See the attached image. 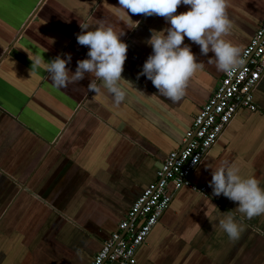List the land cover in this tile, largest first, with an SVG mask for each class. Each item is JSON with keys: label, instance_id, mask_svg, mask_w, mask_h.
Segmentation results:
<instances>
[{"label": "crops", "instance_id": "obj_1", "mask_svg": "<svg viewBox=\"0 0 264 264\" xmlns=\"http://www.w3.org/2000/svg\"><path fill=\"white\" fill-rule=\"evenodd\" d=\"M224 39L244 48L264 22V0H225ZM179 5L177 13L186 11ZM138 22V23H137ZM112 27L128 45L116 104L89 75L57 88L43 63L71 54L75 71L88 47L80 25ZM161 16L132 14L119 0H0V264H90L118 229L172 150L187 144L195 116L225 72L203 64L176 102L145 75L152 31ZM41 66L33 70L32 60ZM259 111L241 108L192 175L205 191L170 184L173 200L136 254L137 264H264V214L251 220L237 202L215 195L213 169L227 161L264 188V75L254 91ZM213 168V169H212ZM234 215L242 231L230 239L218 220Z\"/></svg>", "mask_w": 264, "mask_h": 264}, {"label": "clouds", "instance_id": "obj_2", "mask_svg": "<svg viewBox=\"0 0 264 264\" xmlns=\"http://www.w3.org/2000/svg\"><path fill=\"white\" fill-rule=\"evenodd\" d=\"M187 5L186 11L177 13L179 5ZM119 5L132 14L146 16L158 15L168 22V27L153 30L146 43L151 45L152 53L143 63L140 75H145L158 90L160 96L170 101H179L185 95L188 80L203 64L197 60L191 46L184 44L185 37L200 46V52L207 55L210 51L216 68L227 74L243 65L245 60L241 48L224 39L229 32L230 19L226 15L225 0H119ZM138 23V22H137ZM82 31L77 34V42L88 47L87 57L77 61L75 71L66 65L71 54L57 56L43 63L48 79L57 88H67L81 81L85 75L94 77L87 85L90 92L100 89L97 81L112 95L116 104L126 96L119 86L128 45L112 27L97 26L90 28L81 23ZM33 70L41 66L40 58L31 59ZM213 169V168H212ZM215 195L223 194L237 202V211L251 220L264 214V188L255 177H242L239 170L223 162L213 169L209 181ZM219 226L230 239H238L244 228L238 224L234 215L229 213L218 220Z\"/></svg>", "mask_w": 264, "mask_h": 264}, {"label": "built area", "instance_id": "obj_3", "mask_svg": "<svg viewBox=\"0 0 264 264\" xmlns=\"http://www.w3.org/2000/svg\"><path fill=\"white\" fill-rule=\"evenodd\" d=\"M242 56L245 63L230 75L224 74L195 116L187 133L186 146L168 154L157 171V179L144 189L90 264H137L138 249L173 200L170 184L176 190L184 186L206 190L192 179L203 158L241 108L260 110L254 91L264 75V22L244 48Z\"/></svg>", "mask_w": 264, "mask_h": 264}, {"label": "water", "instance_id": "obj_4", "mask_svg": "<svg viewBox=\"0 0 264 264\" xmlns=\"http://www.w3.org/2000/svg\"><path fill=\"white\" fill-rule=\"evenodd\" d=\"M184 148V147H183Z\"/></svg>", "mask_w": 264, "mask_h": 264}]
</instances>
